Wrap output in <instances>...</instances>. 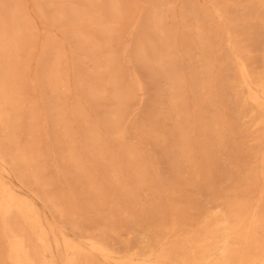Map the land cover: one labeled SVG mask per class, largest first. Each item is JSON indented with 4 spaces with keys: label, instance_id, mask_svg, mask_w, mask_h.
<instances>
[{
    "label": "rangeland",
    "instance_id": "1",
    "mask_svg": "<svg viewBox=\"0 0 264 264\" xmlns=\"http://www.w3.org/2000/svg\"><path fill=\"white\" fill-rule=\"evenodd\" d=\"M0 264H264V0H0Z\"/></svg>",
    "mask_w": 264,
    "mask_h": 264
},
{
    "label": "bare ground",
    "instance_id": "2",
    "mask_svg": "<svg viewBox=\"0 0 264 264\" xmlns=\"http://www.w3.org/2000/svg\"><path fill=\"white\" fill-rule=\"evenodd\" d=\"M255 220V219H254Z\"/></svg>",
    "mask_w": 264,
    "mask_h": 264
}]
</instances>
